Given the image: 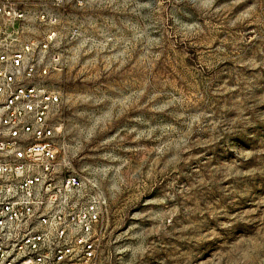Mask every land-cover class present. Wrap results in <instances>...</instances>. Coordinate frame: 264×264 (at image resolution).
<instances>
[{
  "label": "rangeland",
  "instance_id": "374dc122",
  "mask_svg": "<svg viewBox=\"0 0 264 264\" xmlns=\"http://www.w3.org/2000/svg\"><path fill=\"white\" fill-rule=\"evenodd\" d=\"M28 1L34 37L59 19V145L105 197L102 264H264V0Z\"/></svg>",
  "mask_w": 264,
  "mask_h": 264
},
{
  "label": "built area",
  "instance_id": "2783aa9c",
  "mask_svg": "<svg viewBox=\"0 0 264 264\" xmlns=\"http://www.w3.org/2000/svg\"><path fill=\"white\" fill-rule=\"evenodd\" d=\"M28 3L0 0V264H102L105 197L59 145L63 103L48 81L62 62L59 19L41 8L48 28L34 37Z\"/></svg>",
  "mask_w": 264,
  "mask_h": 264
}]
</instances>
